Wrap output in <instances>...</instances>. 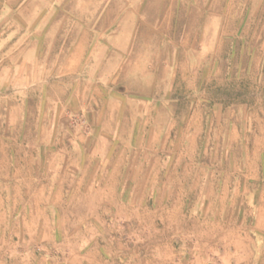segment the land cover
<instances>
[{
	"label": "crops",
	"instance_id": "crops-1",
	"mask_svg": "<svg viewBox=\"0 0 264 264\" xmlns=\"http://www.w3.org/2000/svg\"><path fill=\"white\" fill-rule=\"evenodd\" d=\"M121 16L60 29L0 26V129L21 143L0 166V190L21 192L3 201L4 233L24 242L0 252V264H264L259 236L245 225L227 234L198 209L202 219L186 233L173 184L142 187L128 177L142 171L133 162V97L121 103L119 67L109 66L121 59L108 48L141 42L138 33L154 28Z\"/></svg>",
	"mask_w": 264,
	"mask_h": 264
},
{
	"label": "rangeland",
	"instance_id": "rangeland-1",
	"mask_svg": "<svg viewBox=\"0 0 264 264\" xmlns=\"http://www.w3.org/2000/svg\"><path fill=\"white\" fill-rule=\"evenodd\" d=\"M118 15L154 28L138 33L141 42L108 48L121 59L109 64L119 67L121 103L133 97V152L140 156L133 162L142 171L128 177L142 187L173 184L186 233L196 230L199 210L225 223L227 234L245 225L259 236L264 262V0H0L2 28L60 29L95 17L111 24ZM0 130L3 167L5 153L11 146L21 152V143H8ZM20 195L0 190V252L23 249V240L6 239L3 221V201Z\"/></svg>",
	"mask_w": 264,
	"mask_h": 264
}]
</instances>
